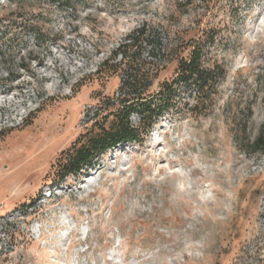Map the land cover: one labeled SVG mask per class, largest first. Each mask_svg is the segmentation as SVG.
<instances>
[{"label": "rangeland", "instance_id": "obj_1", "mask_svg": "<svg viewBox=\"0 0 264 264\" xmlns=\"http://www.w3.org/2000/svg\"><path fill=\"white\" fill-rule=\"evenodd\" d=\"M62 4L0 0V45L20 31L12 22L43 16L40 40L17 35L12 65L0 61V264H264V151L253 146L264 133V0ZM144 23L176 50L152 60L144 96L210 31L204 66L223 74L213 95L179 89L151 126L132 111L137 139L66 175L119 121L124 75L111 57Z\"/></svg>", "mask_w": 264, "mask_h": 264}, {"label": "trees", "instance_id": "obj_2", "mask_svg": "<svg viewBox=\"0 0 264 264\" xmlns=\"http://www.w3.org/2000/svg\"><path fill=\"white\" fill-rule=\"evenodd\" d=\"M59 1L65 3L62 5L70 7L76 0ZM176 1L178 3L177 8L183 9L193 4L195 0ZM76 5L77 3L71 8L72 12L76 11ZM22 17L20 18L21 21ZM42 17L41 14H38L28 23L25 21L21 24L12 22V24L18 25L17 28H20L21 32L14 31L16 33L13 35L14 39H7V36L2 38L0 61L4 62L3 64L12 65L11 62L5 63V61L10 55L8 53L15 51L22 43V39L20 36L16 37L17 35L33 36L40 40L42 32L39 28V22ZM20 25L22 27H19ZM214 34V31H210L207 37H200L198 40L191 42L189 46L192 47V50L189 52L188 57L179 59L176 77L172 82L163 83L157 93L147 97L144 95L150 85L146 86L144 83L148 79L152 66H154L152 60L156 59L161 53L175 52V45L170 43L166 49L162 48L161 45H155V43H159V38L156 32L149 31L145 23L133 30L111 57V59L120 57L121 60L116 64V69L124 75L122 94L116 100L117 105L121 107L119 121L108 132L105 131L103 135L96 137L87 145L81 146L75 152L66 164V175L79 173L82 169L88 167L95 155L114 148L118 144L137 139L139 133L130 121L132 111L139 114L144 125L151 126L177 95L179 89L184 87L194 88L198 98L212 96L216 84L223 75L219 68L208 69L204 66L206 50L212 46ZM146 47L150 48L151 51L148 55L150 61L142 59V50ZM22 67L26 68V66ZM7 70L10 71L9 68ZM253 146L258 151H264V133L254 141Z\"/></svg>", "mask_w": 264, "mask_h": 264}]
</instances>
